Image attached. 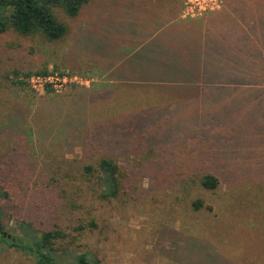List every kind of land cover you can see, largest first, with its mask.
I'll list each match as a JSON object with an SVG mask.
<instances>
[{"label": "rangeland", "instance_id": "1", "mask_svg": "<svg viewBox=\"0 0 264 264\" xmlns=\"http://www.w3.org/2000/svg\"><path fill=\"white\" fill-rule=\"evenodd\" d=\"M217 2L210 11L219 12L193 26L174 21L148 42L145 36L170 17L156 11L153 0H89L76 17L56 8L67 32L55 41L0 34V214L10 232L21 220L38 230L61 228L76 250H91L99 264H264V113L255 101L257 94L264 98V78L222 87L138 82L149 77L136 70L152 57L148 51L163 43L177 49L191 33L200 53L188 61L203 63L212 57L203 42L229 37L243 17L264 45V0ZM221 53L231 67L233 58L225 48ZM43 69L77 81L57 90L11 82ZM162 73L153 72L169 77ZM122 113L142 124L147 138L130 155H115L125 173L122 193L96 200L79 179L80 166L119 154L112 132L101 125ZM252 117L258 120L253 127ZM74 118L78 133L66 128ZM48 174L71 178L52 186ZM205 174L218 178L216 188L200 184ZM197 199L202 206L193 205ZM92 218L97 226L78 233ZM0 264L37 263L2 247Z\"/></svg>", "mask_w": 264, "mask_h": 264}, {"label": "trees", "instance_id": "2", "mask_svg": "<svg viewBox=\"0 0 264 264\" xmlns=\"http://www.w3.org/2000/svg\"><path fill=\"white\" fill-rule=\"evenodd\" d=\"M88 1L0 0V34L14 31L24 36L39 35L47 41L59 40L66 34L67 26L57 18L55 9H61L69 17H76L82 6ZM245 19L247 18L243 17L237 19V22L234 21V27L231 28L229 37L225 34H220L216 42L210 44L203 42V51L212 56L203 63L193 62V60L191 62L188 61L190 56L195 54L196 59L200 53L191 40V33L187 41L183 42L177 49L161 44L162 47H156L148 51L147 53L152 57H148L146 62L136 66V70L141 73L147 72L149 77L140 75L138 82H149L152 84L173 82L182 84L204 83L210 87H222L221 85H230L231 83L237 85L262 80L264 78V45L260 37H258V32L250 29ZM229 38L233 39V41L225 44ZM224 48L228 53L226 56L233 58L231 67L230 64L227 67L226 64L220 61L221 52ZM248 58L250 63L247 62ZM155 70L163 72V75L167 73L169 77H154L153 72ZM34 73L46 74L48 70L43 69ZM34 73L26 72L22 78L16 77L11 82L18 86H27L28 80L26 79ZM46 91L49 92V90ZM243 96H247V98L240 101L237 100V105L240 104L239 106H241L242 103H247L250 97H254L253 94ZM255 98V101L259 102V109L264 113L263 95L257 94ZM235 119L238 120V116ZM234 121V119L230 121L232 125L236 123ZM250 122L252 123L251 127H253V124H258V120L255 117H252ZM66 125V128L69 127L70 130L77 133L80 129L78 118L67 120ZM141 126L143 125L137 123L136 119L126 113H122L119 118H108L102 123L101 127L104 130L112 132L113 139L120 152L119 154L108 152L101 155L94 163H86L80 166L81 175L79 179L86 183L87 190L96 200L111 201L122 193V180L125 173L116 156L126 157L130 155L131 151H133L132 149L136 148L141 140H146L147 134L144 132L145 129H140ZM235 130L236 132L238 131L236 128ZM79 136L84 138L82 133ZM67 137L68 133L65 138ZM85 141L84 146L90 147V140L85 139ZM99 143L97 144L100 145ZM55 173L57 172L55 171ZM70 178L69 175L54 176L48 174L47 182L52 186H56L57 180L59 182L60 180H65L66 184L69 183L67 179ZM218 182V178L213 174H205L200 178V184L207 189L216 188ZM3 196L8 197L5 190ZM202 202L201 199H197L193 205L200 207ZM74 206L78 207V205ZM0 212H2L1 207ZM96 226L97 224L92 218L86 223H80L76 230H79L78 233H80L86 227L92 229ZM69 236L70 234L61 228L38 230L31 221L25 220L19 222L15 232H10L0 214V248H14L27 256L33 257L37 264H99L98 257L91 250L85 248L76 250L73 246L75 244L74 238L70 239Z\"/></svg>", "mask_w": 264, "mask_h": 264}, {"label": "built area", "instance_id": "3", "mask_svg": "<svg viewBox=\"0 0 264 264\" xmlns=\"http://www.w3.org/2000/svg\"><path fill=\"white\" fill-rule=\"evenodd\" d=\"M218 3L217 0H188L186 2V9L184 13L186 15L194 16L200 15L205 11H210L214 9V4ZM72 81H77L74 77H68L63 74H58L57 72H48L46 74L35 73L32 74L29 78V83L33 88H46L51 87L54 90H57L59 85H65L66 83H73Z\"/></svg>", "mask_w": 264, "mask_h": 264}, {"label": "crops", "instance_id": "4", "mask_svg": "<svg viewBox=\"0 0 264 264\" xmlns=\"http://www.w3.org/2000/svg\"><path fill=\"white\" fill-rule=\"evenodd\" d=\"M153 2H155L153 4V7H155L156 11H164L165 14L168 17L169 16L170 17L167 20H165L161 23H157L155 25L154 32L149 33L147 36H145L147 42L152 36L156 35L155 37H158V32L160 30H163L165 27L170 26L174 21L178 22V23H190V25L193 26L196 22L198 23V21L201 20L206 14H210V13L212 14L215 12H219V10L208 11V12H204L203 16L199 15V16L187 17L183 14V12H184L183 8H184L186 0H175L172 3L170 2V0H162L161 2H159V0H153ZM200 23H202V22H200ZM174 24H172L171 26L173 27ZM203 25H204V23L201 24V27H203ZM163 44L166 45V43H163ZM169 47H171V46H169ZM149 56H150V54H149Z\"/></svg>", "mask_w": 264, "mask_h": 264}]
</instances>
